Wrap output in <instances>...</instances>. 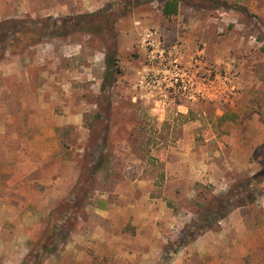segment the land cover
Segmentation results:
<instances>
[{"label": "rangeland", "instance_id": "obj_1", "mask_svg": "<svg viewBox=\"0 0 264 264\" xmlns=\"http://www.w3.org/2000/svg\"><path fill=\"white\" fill-rule=\"evenodd\" d=\"M161 6L0 0V264H264V0Z\"/></svg>", "mask_w": 264, "mask_h": 264}, {"label": "trees", "instance_id": "obj_2", "mask_svg": "<svg viewBox=\"0 0 264 264\" xmlns=\"http://www.w3.org/2000/svg\"><path fill=\"white\" fill-rule=\"evenodd\" d=\"M136 4H139L141 0H131ZM145 2H151L154 0H144ZM155 1H160L162 6H161V13L163 17L165 18H170L172 16H175L178 13V8L180 4H185L187 0H155ZM197 1H208V0H197ZM211 1V0H210ZM0 43H3V45H8V39L6 36L0 37ZM107 63V73L105 77L107 78L106 83L108 85H111L115 81V73H118L117 70H111L110 68V58L106 59Z\"/></svg>", "mask_w": 264, "mask_h": 264}, {"label": "crops", "instance_id": "obj_3", "mask_svg": "<svg viewBox=\"0 0 264 264\" xmlns=\"http://www.w3.org/2000/svg\"><path fill=\"white\" fill-rule=\"evenodd\" d=\"M35 206H38V205L35 203ZM37 208H38V207H37ZM21 209H22V208L13 210V213H16V215L13 216V220L16 219V221L18 222V224L21 222V220H20V218H19V216L22 215V214H21V212H22ZM7 214H8V213H7ZM28 215L30 216L29 213H28ZM28 215H27V216H28ZM22 216H23V218H22L23 221L27 220V216L25 217V214H23ZM29 216H28V217H29ZM7 217H8V216H4V217H3L4 220H9Z\"/></svg>", "mask_w": 264, "mask_h": 264}]
</instances>
